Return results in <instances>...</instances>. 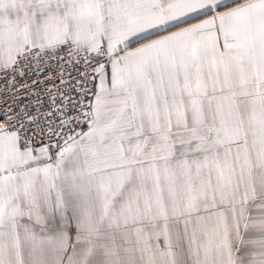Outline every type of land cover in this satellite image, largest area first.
Masks as SVG:
<instances>
[{
	"label": "snow or ice",
	"instance_id": "1",
	"mask_svg": "<svg viewBox=\"0 0 264 264\" xmlns=\"http://www.w3.org/2000/svg\"><path fill=\"white\" fill-rule=\"evenodd\" d=\"M0 264H264V0H0Z\"/></svg>",
	"mask_w": 264,
	"mask_h": 264
}]
</instances>
